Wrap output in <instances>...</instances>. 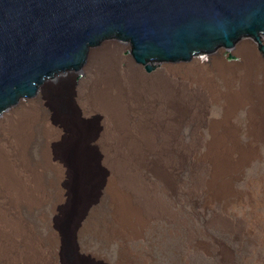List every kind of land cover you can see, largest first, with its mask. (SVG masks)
I'll use <instances>...</instances> for the list:
<instances>
[{"label":"bare ground","instance_id":"1","mask_svg":"<svg viewBox=\"0 0 264 264\" xmlns=\"http://www.w3.org/2000/svg\"><path fill=\"white\" fill-rule=\"evenodd\" d=\"M250 47L252 50L253 44L247 43L237 48L234 53L242 56L243 51ZM251 61L243 58L240 63L227 64L220 54H217L213 56V61L201 60L195 64L180 67L187 73L197 75L195 79L203 86H206L208 82H213L212 78L218 71L219 77L227 83L226 86L232 82L234 84V81L238 82L236 89L230 88L231 90L227 89L224 92L195 88L188 76L173 77L171 79L173 85L175 82L179 88H171L169 91L163 85V74L169 75V68H158L149 75H145L142 69L136 68V75L147 97H143V102L135 104L133 102L130 105L125 102L126 99L120 88L121 80L112 68V64L107 63L101 56L91 57L87 62L86 78L81 79L77 88L74 89V95L81 111L84 113L87 111L91 115L94 113L100 115V129L97 134L92 132L87 138L101 145L99 147L102 152V164L108 165V168H110L111 158L115 154L119 156L120 152L123 155L129 156L130 154L136 159L144 160L143 164L139 163L140 165L134 168L140 179L145 180L148 194L155 185L146 178L142 172L143 168L154 172L164 186V190L169 191L173 189L171 185L176 184L175 172L185 162H190L193 171L190 189H195L196 193L198 189L205 186L214 190L215 181L221 176L217 171L227 170L229 172L232 170L230 168L240 167L249 158V155H245L244 152H249L251 155V152L257 149L258 144H264V63L255 66V63L257 64L255 62L252 66ZM261 66L263 70L259 81L258 74ZM237 69L241 70L238 77L233 73ZM194 95H201L200 101L195 102L191 98ZM176 97L177 100H175ZM215 97H217L215 99L217 103L221 102L222 120L213 122L218 125L217 128L212 126L210 129L211 141L206 144V150L203 152L196 150V146H191V144L182 145L177 141L179 138H175L179 136L178 127L187 119L193 122L205 121V103ZM34 98L36 102L22 106L0 122V264H33L41 259V251L47 246L46 240L36 235L35 228L31 226L26 215L38 212L46 205H49L53 211L57 210L66 199L67 202H71L74 196L71 190L72 166L74 161L79 166L85 163L82 157L85 151L82 150L81 144L78 154L75 151L76 159L69 156V148L62 146L66 142L73 145L79 136L74 135L71 119L58 114L55 104L49 101L46 96V87L44 94L36 95ZM138 98L140 97L137 94L132 95L134 101ZM172 100L175 105H172ZM244 107H247L246 133L247 136L249 135L246 146L241 145L237 136L240 132L239 127L232 121L234 114ZM173 108L176 111H172ZM166 111L167 113H164ZM174 111L176 126L162 134L160 129L162 121L155 117L165 114L173 115ZM159 136L163 138L161 141H170L155 148L151 141ZM33 146L38 148L37 158L32 156ZM149 155L154 156L155 159L147 158ZM126 170L124 171L127 172ZM200 170L202 172L206 170L207 175L201 176ZM49 172H52L51 177L48 176ZM81 181L83 182L82 179ZM110 183L108 181L104 196L108 195L112 205L117 201L120 202L117 212L114 211L120 228L111 230L107 220L98 216L102 210H97L96 206H92L78 229L79 234L88 232L107 241L109 236L116 238L126 233L132 226V217L138 221L144 218L140 215L139 207H136L131 214L129 191L125 189L127 193L119 188L124 186L123 183L117 188L113 185L111 189ZM225 191L227 192L228 189H221L223 195ZM207 193L209 194L206 191ZM221 194L216 190L215 195ZM104 196L100 200V205ZM157 196L155 194L158 199ZM220 222L227 228L233 226V221L231 222L229 218L223 217ZM49 240L51 244L49 248L53 255L57 256L58 252L55 251L57 239L52 230L49 231Z\"/></svg>","mask_w":264,"mask_h":264},{"label":"rangeland","instance_id":"2","mask_svg":"<svg viewBox=\"0 0 264 264\" xmlns=\"http://www.w3.org/2000/svg\"><path fill=\"white\" fill-rule=\"evenodd\" d=\"M260 42V47L264 48V41ZM243 53L242 56H238L234 52L223 53L220 54V57L227 64L240 63L243 58L252 60V66L255 62L259 64L255 63V66L264 63V50H259L254 46L252 50L250 47L245 49ZM228 55L233 58L229 59ZM100 56L107 63L112 64V68L118 74L121 80L120 88L126 99L125 102L130 105L133 102L134 104L143 102V97L146 98L147 94L143 93L144 90L139 77L136 75L134 60L129 54V50L120 49L118 46H104ZM158 68L161 67L152 66L150 71H142L145 75H149ZM262 70L261 66L258 74L259 81L262 77ZM239 71L241 72L240 69L233 71L234 75L240 76ZM169 72V75L163 74V85L169 91L171 88H179L174 81L175 86L171 81L175 76L178 78L188 76L195 88L215 89V91L224 92L227 89L238 87L237 81H234V84L233 82L229 83V87L226 86L227 83H224L219 77V71L212 78L213 82H208L206 86L201 85L195 79L197 75L187 73L181 68L169 69ZM86 75L59 80L57 87H46V96L49 101L55 104L58 114L71 119L74 135L79 136L73 145L66 142L62 146L69 148V156L76 159L75 156H77L81 144L82 150L85 151L82 155L85 163L79 166L74 161L72 166L71 190L74 196L71 202H67L66 199L57 210L53 211L49 205H46L40 211L29 214V216L26 215L32 224L31 226L35 228L36 235L45 239L47 245L41 251V259L33 264H264V144H258L257 149L252 151L251 155L249 152H244L245 155H249V158L240 167L230 168L232 170L229 172L227 170L217 171L221 176L215 181L214 190L205 186L198 189L199 191L196 193L195 189L189 188L190 179L193 175L190 162L182 163V167L175 172L176 184L171 185V187L173 186L172 191L164 190V186L156 174L143 168L142 172L146 178L155 185L148 194L145 180L140 179L134 168L136 165L143 164L144 160L141 161V159H136L130 154L127 156L120 152L119 156L115 154L111 158L110 168H108V165L102 164L101 145L87 138L92 132L97 134L101 127V120L99 114L91 115L87 111L84 113L77 104L74 89L77 88L81 79L86 78ZM257 83L260 84V82ZM133 94H137L140 98L134 101L132 99ZM70 95L71 100L69 99ZM217 97L205 103V121L184 120L177 129L179 135L175 137L179 138L177 141L182 145H195L196 150L202 152L206 150V144L211 141L210 129L212 126L217 128L218 125L213 124V122L222 120V106H220L221 102L218 101L217 103L215 100ZM191 98L198 102L201 95H194ZM171 103L175 105L173 100ZM246 108L240 109L232 119L234 124L239 127L241 133H237V136L243 146H246L249 139V135L247 136L246 133ZM86 110L89 111L88 108ZM175 111L173 115L165 114L155 117V119L162 121L160 127L162 134L176 126ZM196 123L200 124L197 125ZM162 139L159 136L151 142L155 148H158V145L161 147V144L170 141H161ZM75 151H77L76 155ZM31 152L32 156L37 158L38 148L36 146L32 147ZM147 158L155 159L151 155ZM199 173L204 176L208 172L200 170ZM50 175L52 172H49L48 176L51 177ZM135 178L138 182L135 181ZM108 181L111 182L110 189L113 185L117 188L123 183L124 186L119 188L124 189L123 191H126L125 189L129 191L131 214L136 207H139L140 215L144 218L140 219L141 222L138 224L139 221L132 217L131 224L133 227H128L126 233L116 238L109 236L107 242L88 232L79 234L78 229L92 206H96L97 210H102L98 216L107 220L111 230L120 228L114 214V211L117 212L120 202L117 201L112 205L108 195L104 196ZM82 186H84L83 189H81ZM221 189H228L229 194L225 191L223 195ZM216 190L222 194L215 195ZM128 191L126 192L128 193ZM206 191L209 194H206ZM155 194L158 195V199ZM219 217L222 219L223 217L229 218L231 222L233 221L234 227H225L220 222L221 218ZM50 229L56 235L55 251L58 252L57 256L56 254L53 255L49 248L51 247Z\"/></svg>","mask_w":264,"mask_h":264},{"label":"water","instance_id":"3","mask_svg":"<svg viewBox=\"0 0 264 264\" xmlns=\"http://www.w3.org/2000/svg\"><path fill=\"white\" fill-rule=\"evenodd\" d=\"M260 41L264 0H0V122L45 87L85 76L104 46L129 50L134 67L150 71L247 43L264 50Z\"/></svg>","mask_w":264,"mask_h":264}]
</instances>
